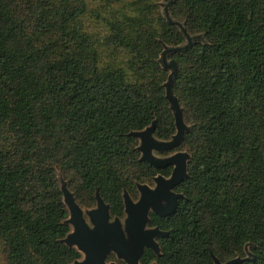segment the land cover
I'll use <instances>...</instances> for the list:
<instances>
[{"label": "trees", "instance_id": "16d2710c", "mask_svg": "<svg viewBox=\"0 0 264 264\" xmlns=\"http://www.w3.org/2000/svg\"><path fill=\"white\" fill-rule=\"evenodd\" d=\"M194 37L168 54L190 127L185 196L161 255L142 264H264V0H169ZM187 38L161 0H0V248L7 264H70L72 227L61 180L83 208L99 189L113 216L123 192L157 169L140 160V131L176 134L166 97L167 47ZM109 259H115L111 255Z\"/></svg>", "mask_w": 264, "mask_h": 264}, {"label": "water", "instance_id": "95a60500", "mask_svg": "<svg viewBox=\"0 0 264 264\" xmlns=\"http://www.w3.org/2000/svg\"><path fill=\"white\" fill-rule=\"evenodd\" d=\"M161 5L164 7L165 15L170 23L181 27L188 43L184 46L167 47L161 55L163 67L170 71L168 81L165 83L166 97L174 113L177 132L171 140H160L155 137L157 121L140 131H132L140 143L138 150L141 152L140 160L146 161L154 167L161 169L174 166L169 178L162 175L154 177L155 187L147 184L137 183L140 198L134 201L127 190L123 192V201L126 218L122 222L119 217L111 221L110 204L102 197L99 189L96 190L95 198L97 205L93 209H83L76 201L75 194L68 188L67 182L61 180L64 202L69 211L67 223L72 227L71 232L63 240L68 246L76 248L82 258L70 264H118L115 261L108 262L107 257L111 252L117 254L127 264H141L140 259L148 247L157 256L161 255V247L158 238L168 236L169 232L159 227H148L150 212L153 211L161 216L172 215L178 206L179 198L184 194L173 192V188L181 184L188 176V162L190 154L181 150L176 154L162 158L156 152H165L180 147L184 141L186 131L190 127L184 120V111L178 97L175 95L174 86L178 74V65L175 60H169L168 54L183 51L194 42L187 29L179 21H175L169 14V0ZM171 1V0H170ZM85 213L90 217L92 226L86 220ZM214 264H238L244 260L251 259L236 257L227 262H222L211 253ZM156 264V263H153Z\"/></svg>", "mask_w": 264, "mask_h": 264}, {"label": "flooded vegetation", "instance_id": "af4514ba", "mask_svg": "<svg viewBox=\"0 0 264 264\" xmlns=\"http://www.w3.org/2000/svg\"><path fill=\"white\" fill-rule=\"evenodd\" d=\"M179 151H181V149H180V147H177V148H174L173 150H169V151H165V152H156V155H158V156H160V157H162V158H165V157H168V156H171V155H173V154H176L177 152H179ZM167 168H170L171 169V172H170V174L169 175H164V174H162V173H158L157 175H162V176H164V177H167V178H169L170 176H171V174H172V172H173V170H174V166H168V167H165V168H161V170H164V169H167ZM158 169V168H157ZM156 175V176H157ZM155 177V176H154ZM154 177H153V179H152V182L151 183H142V184H147L148 186H150V187H155L156 186V182H155V180H154ZM180 185V184H179ZM178 185V186H179ZM178 186H175L174 188H173V192H175V193H177V194H180V193H182V192H178L177 190H176V188L178 187ZM137 190H138V188H137ZM138 192V195H137V197L136 198H134V197H132L131 195V197H132V199L134 200V201H137L139 198H140V192H139V190L137 191ZM96 199V198H95ZM181 198H179L178 199V201H177V204L179 203V200H180ZM109 204V203H108ZM96 205H97V202H96ZM81 206V205H80ZM82 207V206H81ZM96 206H94V207H92V208H83V209H93V208H95ZM177 208H178V206L176 207V210H177ZM110 212H111V206H110ZM153 214H155L156 216H159V217H167V216H161V215H158V214H156L155 212H153V211H151L150 212V222H149V224H148V227H159V226H153V225H151V221H152V215ZM174 214V213H173ZM168 216H170V215H168ZM85 217H86V220H87V222H88V224L90 225V226H92V222H91V220H90V217L85 213ZM115 217H119L120 219H121V221L122 222H124L125 221V218H126V213H125V207H124V215L121 217V216H113L112 215V212H111V221L112 220H114L115 219ZM161 238V237H160ZM160 238H158L157 240H158V242H159V239ZM160 243V242H159ZM161 247V246H160ZM147 249H150V248H146L145 249V251H144V253H143V255L145 254V252H146V250ZM150 250H152V249H150ZM153 251V250H152ZM154 252V251H153ZM155 253V252H154ZM156 254V253H155ZM111 255H114L115 256V259H109V257L111 256ZM143 255H142V257H143ZM142 257H141V259H140V263L142 264V262H141V260H142ZM107 261L108 262H112V261H115V262H117L118 264H127V262L126 261H124L123 259H119L118 258V256H117V254L116 253H114V252H111L109 255H108V257H107ZM153 263H156V261H154V262H152L151 264H153ZM157 264V263H156Z\"/></svg>", "mask_w": 264, "mask_h": 264}, {"label": "rangeland", "instance_id": "374dc122", "mask_svg": "<svg viewBox=\"0 0 264 264\" xmlns=\"http://www.w3.org/2000/svg\"><path fill=\"white\" fill-rule=\"evenodd\" d=\"M162 3H164V0H161ZM163 7V6H162ZM182 150H186L185 148H182ZM0 264H7L6 256L4 252L0 248Z\"/></svg>", "mask_w": 264, "mask_h": 264}]
</instances>
